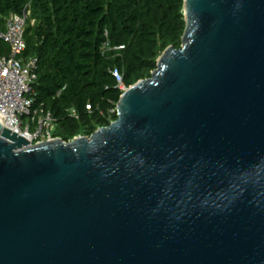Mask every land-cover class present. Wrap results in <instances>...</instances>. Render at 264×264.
Returning <instances> with one entry per match:
<instances>
[{
    "label": "water",
    "instance_id": "obj_1",
    "mask_svg": "<svg viewBox=\"0 0 264 264\" xmlns=\"http://www.w3.org/2000/svg\"><path fill=\"white\" fill-rule=\"evenodd\" d=\"M183 15L89 136L0 119V264H264V0Z\"/></svg>",
    "mask_w": 264,
    "mask_h": 264
},
{
    "label": "trees",
    "instance_id": "obj_2",
    "mask_svg": "<svg viewBox=\"0 0 264 264\" xmlns=\"http://www.w3.org/2000/svg\"><path fill=\"white\" fill-rule=\"evenodd\" d=\"M25 8L22 55L37 65L33 105L51 111L53 135L64 141L115 120L122 92L112 70L125 86L149 77L185 27L183 0H0V29Z\"/></svg>",
    "mask_w": 264,
    "mask_h": 264
},
{
    "label": "built area",
    "instance_id": "obj_3",
    "mask_svg": "<svg viewBox=\"0 0 264 264\" xmlns=\"http://www.w3.org/2000/svg\"><path fill=\"white\" fill-rule=\"evenodd\" d=\"M28 16L27 8L20 14H11L5 20L4 28L0 29V44H4V48L0 47V119L12 132L30 143H38L58 137L53 135L56 120L51 111L42 105H33L36 59L22 55L26 46L24 30ZM103 48H107V42ZM112 75L123 92L126 86L121 73L114 68ZM85 107L91 110L89 104Z\"/></svg>",
    "mask_w": 264,
    "mask_h": 264
},
{
    "label": "rangeland",
    "instance_id": "obj_4",
    "mask_svg": "<svg viewBox=\"0 0 264 264\" xmlns=\"http://www.w3.org/2000/svg\"><path fill=\"white\" fill-rule=\"evenodd\" d=\"M158 58V57H157ZM128 86H126V88H127Z\"/></svg>",
    "mask_w": 264,
    "mask_h": 264
}]
</instances>
